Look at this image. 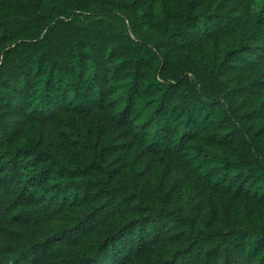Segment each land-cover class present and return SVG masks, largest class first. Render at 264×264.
Here are the masks:
<instances>
[{"label":"trees","instance_id":"16d2710c","mask_svg":"<svg viewBox=\"0 0 264 264\" xmlns=\"http://www.w3.org/2000/svg\"><path fill=\"white\" fill-rule=\"evenodd\" d=\"M0 264H264V0H0Z\"/></svg>","mask_w":264,"mask_h":264}]
</instances>
